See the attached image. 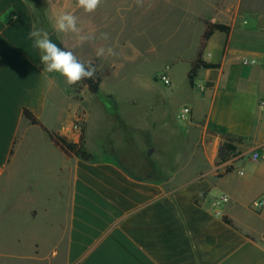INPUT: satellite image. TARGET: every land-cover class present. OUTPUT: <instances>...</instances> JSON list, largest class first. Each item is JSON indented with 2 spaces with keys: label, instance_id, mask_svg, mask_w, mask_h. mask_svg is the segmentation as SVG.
Wrapping results in <instances>:
<instances>
[{
  "label": "crops",
  "instance_id": "0c3cea01",
  "mask_svg": "<svg viewBox=\"0 0 264 264\" xmlns=\"http://www.w3.org/2000/svg\"><path fill=\"white\" fill-rule=\"evenodd\" d=\"M209 2L203 23L225 24L230 32H215L204 50L203 59L218 68L199 69L193 85L187 74L191 90L184 106L192 117L179 138L192 148L174 152L171 164L163 159L167 152L141 138L138 124L125 121L118 103L113 113L95 104L103 142L91 148L92 110L72 107L71 86L63 90L62 76L43 70L29 35L37 28L32 6L0 0V189L7 192L22 179L39 141L38 167L27 188L55 190L47 200L56 197L64 206L63 216H48L54 221L39 229L31 253L0 247V264H264V208H252L264 195V0ZM24 109L75 143L82 109L84 146L96 159L68 157L23 116ZM140 140L151 149L144 174L123 162L134 150L118 153L119 143L134 147ZM225 142L235 149L223 159ZM222 194L229 201L219 208L215 199Z\"/></svg>",
  "mask_w": 264,
  "mask_h": 264
},
{
  "label": "rangeland",
  "instance_id": "374dc122",
  "mask_svg": "<svg viewBox=\"0 0 264 264\" xmlns=\"http://www.w3.org/2000/svg\"><path fill=\"white\" fill-rule=\"evenodd\" d=\"M27 1L33 8L37 28L46 29L54 43L72 50L82 61L89 59L83 62L95 64L101 74L106 71L110 73L104 77L100 92L96 95L91 94L82 81L72 85L71 89L64 77L59 81L63 90H71L74 98L69 102L72 107L92 110L89 132L91 148L103 142L94 110L95 104L100 103L107 104L110 113L116 110L115 103H118L125 121L132 119L133 125L138 124L144 130L141 138L148 139L161 152H167L169 156L163 159L171 164L177 159L173 156L174 152L184 153L192 148L190 141L187 146L180 141L179 135L184 132L186 124L178 120V113L188 102L191 87L187 74L199 49L204 29L202 17H209L211 13L210 2L171 0L169 4L165 0H105L94 12L87 13L76 6V0ZM232 1L225 0L227 3ZM64 11L76 15L82 34L90 35L92 39L81 43L74 34L55 32V18ZM40 17H44L45 22ZM104 33L107 39L102 38ZM100 47H111L116 54L97 57L96 50ZM163 73L172 78L170 86L159 81L158 77ZM82 109L78 110L76 118L84 122ZM115 126V123H111L108 129L113 131ZM169 134H174L176 139H168ZM147 141L140 140L134 147L127 146V141L118 145L119 154L134 150L132 158H124L123 162L140 174L146 172V155L151 152V149H147ZM36 144L24 168L25 172L21 173L22 179L7 192L0 189V247L5 246L12 251L29 250L28 253H31L33 243L39 244V229L54 221L48 216H63L60 210L64 206L58 203L56 197L47 200L48 194L55 190L27 188L32 170L38 167L39 141ZM136 147L144 154H138ZM225 156L226 153L223 159ZM156 157L159 158L158 155ZM192 170V167L189 168L187 174ZM31 208L33 216L29 212ZM262 225L258 219L256 226Z\"/></svg>",
  "mask_w": 264,
  "mask_h": 264
},
{
  "label": "clouds",
  "instance_id": "9594fccd",
  "mask_svg": "<svg viewBox=\"0 0 264 264\" xmlns=\"http://www.w3.org/2000/svg\"><path fill=\"white\" fill-rule=\"evenodd\" d=\"M100 4L101 0H76V6L87 13L94 12ZM77 25L78 17L72 12L64 11L56 16L53 28L57 33L74 34L81 43L92 39L90 35H83L82 30ZM29 35L33 40V46L41 53L40 61L44 65L43 70L45 72L58 73L65 78L69 86L94 77L97 71L96 67L90 62L85 64L72 50L62 48L54 43L46 29L34 26ZM102 38L107 39V34H102ZM115 54L111 47L107 49L100 47L96 50L97 57ZM224 200L227 202L228 197L225 196Z\"/></svg>",
  "mask_w": 264,
  "mask_h": 264
},
{
  "label": "trees",
  "instance_id": "16d2710c",
  "mask_svg": "<svg viewBox=\"0 0 264 264\" xmlns=\"http://www.w3.org/2000/svg\"><path fill=\"white\" fill-rule=\"evenodd\" d=\"M34 17H35V14H34ZM41 18H42V22H45V18L40 17V19ZM36 21L37 20L35 18V22ZM204 24H205V29L201 35L197 56L195 60L192 62L191 69L188 73V79L192 85L194 84V80L197 76V72L199 69H202V68L213 69V68L219 67V64L208 63L203 59L204 50L208 42L210 41L211 37L213 36V34L217 31L223 32V33L230 32V27L225 24L214 23L211 21H205ZM58 46H61L62 48L67 49L62 44H59ZM92 65L95 66V64H92ZM109 75L110 73L107 71L101 74L97 70L92 79L82 80V83L89 90L90 93L96 95L100 92V87H101L104 77H108ZM23 116L27 120H29V122L32 125L41 127L46 132L50 140L54 143V145L57 146L61 151H63L68 157H78L85 161H91V160L96 159V157L92 153H90L84 146V129H85L84 122H82V129L80 132L81 133L80 141L78 143H75V142L70 141L67 137L62 136L59 133L53 132L49 130L48 128H46L42 124V122L35 116V114L31 112L29 109H24ZM223 149H225V153L229 155L230 153L234 151L235 148L229 142H225L223 144ZM222 218L225 223L231 226H234L233 221L228 216L223 215Z\"/></svg>",
  "mask_w": 264,
  "mask_h": 264
},
{
  "label": "built area",
  "instance_id": "2783aa9c",
  "mask_svg": "<svg viewBox=\"0 0 264 264\" xmlns=\"http://www.w3.org/2000/svg\"><path fill=\"white\" fill-rule=\"evenodd\" d=\"M248 62H251L249 60H245V63H248ZM159 81L165 85V86H170L172 84V80L170 78L169 75L163 73L161 74L159 77H158ZM200 88H203V87H200ZM260 107L262 109H264V100H261L260 103H259ZM191 117H192V109L189 107V106H184L180 112L178 113V120L180 121H183V122H190L191 121ZM77 120L75 121V130L77 132H81V129H82V119L81 118H76ZM260 158V155L259 153H255L253 155V160L254 161H257L258 159ZM227 196L225 194H222L220 196H218L216 199H215V206L217 207H221L223 206L224 204H226L228 201H229V197H228V200L227 202H225L224 200V197ZM252 208L255 209V210H261L264 208V195L260 196L259 198H257L256 200L253 201L252 203ZM218 214L219 215H222V212L221 211H218Z\"/></svg>",
  "mask_w": 264,
  "mask_h": 264
}]
</instances>
